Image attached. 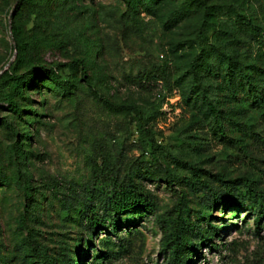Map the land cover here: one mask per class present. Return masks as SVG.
I'll use <instances>...</instances> for the list:
<instances>
[{
	"label": "rangeland",
	"instance_id": "rangeland-1",
	"mask_svg": "<svg viewBox=\"0 0 264 264\" xmlns=\"http://www.w3.org/2000/svg\"><path fill=\"white\" fill-rule=\"evenodd\" d=\"M130 4L0 0V77L76 60L90 76L87 83L80 70L73 74L68 95L29 89L18 100L22 118L0 103V122L10 126H0V173L12 181L0 185V264H41L26 257L33 247L58 264L65 250L75 264H93L101 253H108L104 264H169L162 230L169 233L176 219L199 245L189 264H264V216L256 219L264 199L249 191L264 196V108L240 93L224 106L221 132L201 102L183 100L191 86L216 94L217 79L204 75L196 83L189 74L201 49L237 53L245 65L264 68L257 59L264 47L242 34L250 25L264 40V0H164L154 14L134 13ZM13 25L30 49L27 61L16 54ZM151 69L165 71L166 80L128 83ZM113 106L140 110L148 133L131 111ZM98 170L142 183L155 213L102 216L104 227L90 233L68 215L59 193L105 192L95 188ZM197 179L202 184L189 183ZM197 225L209 243L198 240ZM212 228L217 233L207 237Z\"/></svg>",
	"mask_w": 264,
	"mask_h": 264
},
{
	"label": "trees",
	"instance_id": "trees-1",
	"mask_svg": "<svg viewBox=\"0 0 264 264\" xmlns=\"http://www.w3.org/2000/svg\"><path fill=\"white\" fill-rule=\"evenodd\" d=\"M130 4V0H124ZM134 4L129 5L134 13L146 12L154 14L155 7L164 0H133ZM246 25V23H244ZM12 34L16 41V54L22 57L24 61L31 58L30 49L26 44L20 40L21 29L18 25H13ZM244 39L256 41L264 47V40L258 39V34L254 33V29L250 25L242 28ZM257 35V36H256ZM242 43H245L243 40ZM261 49V54L257 59L264 61V48ZM237 53L224 54L219 48L215 49H201L199 55L195 56L190 64L189 74L196 83L199 77L208 76L217 79L219 84L216 88L215 96H210L199 85L191 86L189 92L183 96L186 104L193 101L194 104L201 102L205 106V112L215 127L223 132V119L224 106L230 104L231 100L235 99L240 93H243L246 101H252L251 106L264 108V68L258 64L245 65ZM78 70L81 72V81L89 83L90 76L84 67L83 63L79 60L72 61L68 64L59 65L56 68L47 69L45 67L33 68L23 76L15 77L11 73L5 72L0 77V103L7 104V111L12 112L17 117L22 118L24 111L18 100L24 99V93L29 89L39 90L45 88L56 93L68 95L71 90L76 88L75 74ZM70 79H66V78ZM74 77V78H73ZM73 78V79H71ZM165 71L149 70L138 73L135 77L128 79V83L137 87L143 88L145 84L157 82L158 80H166ZM116 111L129 110L133 113L139 121L140 130L148 133V121L143 116L142 112L135 107L126 106H113ZM7 125L6 122L1 121L0 126ZM10 127L9 125H7ZM213 129V128H212ZM152 141V139H151ZM109 163L102 162V167L105 170L109 169ZM103 170H98L101 179L96 182V187L107 188L104 192L103 189H98L90 192L80 191L77 189L69 188L67 192H60V201L63 202L64 209L68 215H75L79 221L90 233H93L99 227H104V221L100 220L102 216H123V215H140L143 213H155L151 208V204L143 189L142 183L135 182L132 178H123L120 180L117 177L110 176L104 178ZM149 173V171H147ZM160 178V174L157 175ZM165 176V181L168 180V175ZM170 179V178H169ZM27 182V180H26ZM200 179L196 182L190 181L193 186L202 184ZM12 181L8 177L0 173V185L9 186ZM249 191L257 198H263L261 192L256 191L249 187ZM24 196L28 200H32L31 188L27 185L24 186ZM41 196V195H40ZM224 202V199H220ZM37 202V201H36ZM226 203V202H225ZM108 214V215H107ZM264 216V211L257 212V224L260 223ZM102 222V223H101ZM101 225V226H100ZM199 229L201 243L207 239L204 236L201 225H197ZM106 229V227H105ZM103 229V230H105ZM112 233H117L116 224L110 226ZM186 230V231H185ZM106 231V230H105ZM188 228H183L179 222L173 221V226L168 233L166 228H163V246L170 249L169 264H189V255L199 250V245L194 244L186 238ZM186 232V233H185ZM189 233V232H188ZM212 233V234H211ZM217 231L213 228L208 236L216 234ZM202 245V244H201ZM41 253L36 247L32 248L31 254L28 253L26 257L38 260L41 264H58V258H51L48 255ZM61 261L65 264L77 263L75 258H71L66 253V250L60 254ZM108 258V253H101L95 258L93 264H104Z\"/></svg>",
	"mask_w": 264,
	"mask_h": 264
}]
</instances>
